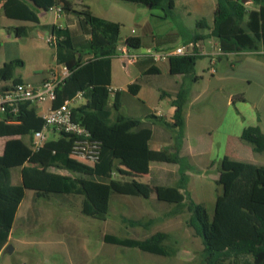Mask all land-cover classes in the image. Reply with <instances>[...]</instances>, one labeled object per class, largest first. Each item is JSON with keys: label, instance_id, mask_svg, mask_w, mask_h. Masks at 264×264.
<instances>
[{"label": "trees", "instance_id": "trees-1", "mask_svg": "<svg viewBox=\"0 0 264 264\" xmlns=\"http://www.w3.org/2000/svg\"><path fill=\"white\" fill-rule=\"evenodd\" d=\"M74 1L0 0V8L8 19L37 24L39 13L48 12L50 7L59 3L62 13L74 16L73 19L78 21L80 35L73 33L69 26L50 27L55 38L51 46L55 64L65 65L69 72L55 90L51 106L56 108L77 92H82L85 102L72 109V120L84 126L90 138L100 143L99 159L93 164V172L86 174L83 166L69 160L75 143V138L70 135L59 133L57 139L46 140L38 151H32V136L41 130L43 121L30 103L18 105L15 114L6 113L0 119V137H19L8 139L0 156V251L8 242L25 190L33 191L37 198H46L49 194L81 196V214L105 221L112 193L148 198L150 192L147 184L114 179L115 163L145 173L148 163L157 162L179 165V183L176 186L155 185L153 191L158 201L173 204L179 210L187 208L190 213L187 225L203 245L198 264H264V166L224 156L219 162V176L215 181L221 193L215 198L212 214L193 200L186 203L181 191L187 180L184 179L187 165L183 159L166 150H151L145 140L124 137L125 133L140 127L141 121L121 114L118 93L110 102L107 89L111 82V60L119 55L120 25L93 16L88 8L76 11ZM120 1L161 9L163 18L171 16L174 10L173 0ZM196 29L209 32L196 31L188 36L187 42L201 44L207 38H214L222 56L264 52V0H251L246 5L241 0H216L212 25L202 19L196 22ZM24 31L23 27L17 28L15 36L21 37ZM85 41V48H80ZM124 46L129 51L138 50L140 39L128 37ZM201 56L195 53L170 57L167 61L169 74L190 75ZM22 66L20 59L5 62L0 67V81H12L14 70ZM137 88V84H132L128 90L135 94L133 89ZM186 98L187 91L181 88L173 101L175 111L169 127L176 132V147L183 138ZM240 139L250 143L254 152L264 151V131L258 126L245 128ZM30 159L38 165H24ZM14 167H22L21 185L18 186L10 181V169ZM62 171L66 174H60ZM125 221L133 227L144 226L141 221ZM167 240L168 235L162 232L144 240L114 235L103 238L107 244L173 257L177 248L167 245Z\"/></svg>", "mask_w": 264, "mask_h": 264}, {"label": "rangeland", "instance_id": "rangeland-1", "mask_svg": "<svg viewBox=\"0 0 264 264\" xmlns=\"http://www.w3.org/2000/svg\"><path fill=\"white\" fill-rule=\"evenodd\" d=\"M90 2L95 14L99 15L103 11L105 12L103 16L118 21L121 46L126 38L132 35L131 30L135 33L144 32L146 34L142 37L144 41L152 34L159 37L174 31L182 33V36L192 35L196 31L207 34L209 32L207 29H196V22L203 19L207 25H212L216 0H178L176 9L166 18H163L164 11L161 9H149L141 4L120 0H90ZM74 9L80 11L83 7L75 6ZM144 19H148L146 28L140 26ZM44 20L51 21L52 14L48 13ZM75 21L79 24L77 20ZM47 34L48 32L45 31V39H37L36 42L40 44L42 53L43 51L45 53V61L48 63L52 62L53 48L46 43ZM214 42L213 38L204 40V50L212 49ZM85 46L86 41L79 47L84 49ZM30 47L27 36L22 35L21 38L15 39V33L11 32V38H8L7 31L0 27V67L5 62H9L7 58L16 56V59H20L23 64L26 62V66L22 67L23 72L32 75L35 66L41 62L30 52ZM139 51L140 48L130 50L131 53ZM211 60L210 56L202 55L196 61L194 71L187 76L189 79L182 83L181 79L175 76H141L137 73L138 82L162 88L161 90L166 93L165 97H161V91L151 95L148 101L149 108L165 114L169 107V99L174 98L173 92H178L182 88L187 91V96L191 99L199 97L192 104H189L187 98L188 101L184 104L185 112L194 127L187 130L189 136L192 134L190 139L195 138L194 133L203 134L207 138L209 132L214 133L219 118L223 117L225 120L229 113L238 115L245 124H254L264 131V52L227 55L212 65ZM111 61L114 68L121 71L123 66L119 55ZM129 69L132 68L129 66ZM134 76L132 73L122 74L121 80L125 82L127 78ZM195 76L198 79L192 81L190 77ZM176 82H178L177 86ZM214 87L218 91L212 94L209 90ZM230 95H235V103L230 100ZM238 97L244 101L238 102ZM121 103L124 106V114L139 116L147 112L140 100L133 99L128 94L121 95ZM245 145L247 148L242 153V159L238 161L250 164L257 161L264 165V153L251 154L249 149L252 145L249 143ZM209 170L214 174L218 168ZM17 173V169H14L12 176ZM115 174L116 179H125L122 175L126 172L122 168H116ZM200 174L201 179H188L183 189L185 202L193 200L203 205L211 215L215 198L221 193V189L215 184L217 179H208L211 175H207L205 170ZM133 175L138 177L137 181L146 182V177ZM164 182L169 184L172 181L165 179ZM177 184L178 182H172V185ZM56 202L41 199L38 205L34 204L32 192L26 191L20 209L22 213L24 212L23 221L15 224L9 242L13 250L10 254L0 257V264H198L201 261L203 245L200 238L187 225L190 213L186 207L177 215H171L173 206L149 204L145 206L149 214H144L141 219L151 218L153 223L148 227H130L122 222L121 210L113 206L110 207L107 219L99 221L82 215L77 209L75 198L70 199L71 206L66 211L60 210ZM157 232L168 235L166 244L177 248L175 256L162 257L103 241L104 234L144 240Z\"/></svg>", "mask_w": 264, "mask_h": 264}, {"label": "crops", "instance_id": "crops-1", "mask_svg": "<svg viewBox=\"0 0 264 264\" xmlns=\"http://www.w3.org/2000/svg\"><path fill=\"white\" fill-rule=\"evenodd\" d=\"M177 1L173 0L174 2V9L177 7ZM75 6H82L83 8H88L90 13L93 16H96L100 19L118 23L116 20H109L105 16V12H100L101 14H95L92 10V4L90 0H75L73 2V8ZM50 13L52 14V20L46 21L44 20L46 15ZM38 23H31V22H22L17 20L8 19L5 17L3 10L0 8V27L4 28L7 31V37L11 38V32L15 33L17 28L23 27L25 29L24 33L22 35H25L29 38L30 42V52L33 53V55L40 60L41 64H37L35 66L34 72L32 75H27L23 72V68L26 66V62L23 64V68L19 67L14 70V76L12 83L9 82H1L0 81V89H5L14 84L13 81L17 80L20 82L30 83L33 85H39L42 81L47 79L50 76V73L52 69L55 67V53L53 49V55L51 58L52 62H46L45 61V53L40 48V44L36 42V40H43L45 39V31L48 32L46 39L51 35V26L60 27V28H66L71 27L73 33L80 35L81 30L79 28V25L76 23L75 19H73V16L65 14L64 12H60V14H56L54 12H41L38 14ZM119 24V23H118ZM148 25V19H144L141 21L140 26L143 28H146ZM132 35L129 37H137L140 39V51L139 52H145L149 49H157V50H165L169 49L171 47L178 46L181 43H186L188 36H182L178 31L171 32L169 34L163 35V36H155L151 35L149 39L144 41L142 38L144 32L141 33H135L134 30H131ZM22 37V36H21ZM19 37V38H21ZM18 37L15 36V39ZM214 39V38H213ZM215 40V39H214ZM120 41V40H119ZM125 42V41H124ZM124 42L120 47L124 46ZM203 42H201L198 53L205 56H210L211 59H215L216 62L221 61V57L217 54L218 49V42L215 40L214 47L212 49L204 50ZM121 58V57H120ZM9 61L16 59V56L7 58ZM122 59V58H121ZM212 61V60H211ZM122 69L117 70L114 68L112 61H111V77H110V87L115 89L118 93V100L120 103V112L122 115L129 117V118H135L139 119L141 121L140 127L137 129H134L132 131H129L125 133L123 136L131 139H142L147 142L148 148L154 151H160V150H166L171 153H175L178 157L182 158L183 161L186 163L187 168L185 170V178L186 184L189 181L188 179H201V171L205 170V173H208L207 175H211L208 177V179H218V171L214 172L210 171L211 168H218L220 160L226 156L231 160H241L242 159V153L246 147L245 141L240 139L242 131L247 127H252L254 124H245V122L241 121L238 115L236 114H230L225 119L219 118V123L217 127L215 128L214 133L209 132L208 137L205 138L203 134L194 133L195 138L190 139L191 135L189 136L187 130L188 129H194L191 122L189 121V116L185 112L184 109V125H183V138L179 144L178 147L175 146V137L176 132L172 130L169 125L173 123V115L175 111V106H173V101L175 100V96H177L178 92H173V97L170 98L168 102V108L166 110L165 114H162L161 112H155L152 109L149 108L148 101L150 99L151 95L156 94V91H161V97H165L166 93L161 90L162 88H155L154 86L148 85L147 83L138 82L137 73L141 76H149V75H166V76H172L169 74V64L168 62L164 63H153L149 58L147 57H141L138 59L134 64H126L124 60L122 59ZM130 68L132 69H129ZM137 71V72H136ZM23 72V73H22ZM132 73L135 75L133 78H127L125 82H122V74L127 75ZM174 76V75H173ZM175 77L181 79V83L184 82V80H188L189 77L182 76V75H175ZM192 81H196L198 78L190 77ZM215 77L213 76L212 79ZM210 82V81H208ZM132 84H137L138 88L133 89L135 91V94L131 93L130 90H128V87ZM178 82L175 83L177 86ZM216 87L209 90L210 93H217ZM115 93V94H116ZM122 94H128L133 99L140 100L143 108L147 111L146 113L135 116V114H124V106L121 103V95ZM115 96V95H114ZM235 95H230V100L233 101ZM114 98V97H113ZM113 98H110V102H112ZM189 98V104H192L197 100L199 97H196L194 99ZM186 98L185 103L188 101ZM112 99V100H111ZM238 102H243L244 100H240L237 98ZM85 101H79L76 103L75 107L82 105ZM229 102V101H228ZM232 103V104H233ZM32 108L35 110L36 115L40 117L42 112L47 111L51 104L49 103H43V104H32ZM1 119V118H0ZM194 125V124H193ZM197 125V124H196ZM197 128V126H196ZM172 132H170V131ZM261 130V129H260ZM263 130V129H262ZM261 130V131H262ZM263 132V131H262ZM46 140L50 139H57L59 134L53 131H48L45 133ZM13 139H18V136L11 137ZM9 137H0V156L4 152L5 143L8 139H11ZM250 144V143H249ZM251 154L253 151L252 148L249 149ZM34 152V151H33ZM256 153V152H255ZM264 153V151L259 152ZM69 160L76 164L83 166L85 168L86 174H91L93 172V164L87 161H83L82 159L70 156ZM241 162V161H240ZM245 163V162H244ZM257 164L258 166H264L263 164H259L261 162L253 161L251 162ZM250 164V163H248ZM253 164V165H255ZM24 165L26 166H37L32 159L28 160ZM116 168H122L125 170L126 174H123L122 177H125L124 180H136V178L133 174L139 175L140 177H146V182L144 184L149 185L150 192L148 198H142L137 196H125L120 195L116 193H112L109 198L108 202V212L110 210V207H115L118 210H121V220L124 224H127L130 227L131 226L128 222L125 220H132V221H141L144 226H137V227H148L153 223V219H147L143 220L141 219V216L144 214H149V211L146 210L145 206H148L149 204L152 205H161V204H167L164 202H160L156 199V194L153 191V186L155 185H164V186H175L172 185V182H178L180 179L179 174V165L178 164H167V163H157V162H150L147 166V172H136L133 171L125 166L119 165L115 163ZM21 168L22 167H14L10 169V181L12 185L18 186L21 185ZM115 168V170H116ZM14 169H17L18 173L12 176V171ZM115 170L112 174V177L114 179L116 174ZM209 171V172H208ZM133 173V174H132ZM60 174L65 175L66 172H60ZM135 177V178H134ZM200 177V178H199ZM128 178V179H127ZM171 180L169 184H165L164 180ZM177 179V180H176ZM140 182V181H137ZM142 183V182H140ZM185 184V185H186ZM26 191H24V197L21 201V203L18 206V209L16 211L12 228L8 237V242L6 245L9 244L11 239V234L13 231V228L15 227V224L22 220V213L20 211L22 202L25 198ZM183 191V190H181ZM32 192V202L34 204L38 205V201L41 199L44 200H55L56 206L61 210L66 211L70 206V199L75 198L77 200V209L81 213V205H82V197L77 195H62V194H49L46 198H37L35 196V193ZM174 207V210L171 215H177L180 210L173 204H168ZM28 212V211H27ZM26 213V211H25ZM107 219V218H106ZM22 226V225H21ZM105 235H112V234H104ZM5 248V247H4ZM3 251V250H2ZM2 251H0V257L2 255Z\"/></svg>", "mask_w": 264, "mask_h": 264}, {"label": "built area", "instance_id": "built-area-1", "mask_svg": "<svg viewBox=\"0 0 264 264\" xmlns=\"http://www.w3.org/2000/svg\"><path fill=\"white\" fill-rule=\"evenodd\" d=\"M50 12L60 14L61 4L50 7ZM55 42L53 35L46 39V43L52 46ZM200 44L195 42L181 43L178 46L171 47L165 50L149 49L145 52L131 53L125 46L119 47V57H121L126 64H134L141 57L149 58L153 63H164L170 57L187 56L198 53ZM217 54L222 56L219 47ZM215 59H212L211 65L214 64ZM211 72H214L211 70ZM69 75L68 69L65 65H56L52 69L50 76L42 81L39 85H33L25 82H17L12 86L0 91V118L6 113L17 112V107L23 103L43 104L55 100V90ZM109 98H113L117 92L115 89L108 87ZM84 100L83 93L77 92L72 99L65 100L60 106L52 108V106L45 112H42L40 118L43 121L41 130L34 132L32 136V151H38L46 142L45 133L53 131L70 135L75 138V143L72 148L71 156L78 157L82 160L88 161L92 164L96 163L100 155V143L93 141L90 138L89 132L78 122L72 120V109L76 103Z\"/></svg>", "mask_w": 264, "mask_h": 264}, {"label": "water", "instance_id": "water-1", "mask_svg": "<svg viewBox=\"0 0 264 264\" xmlns=\"http://www.w3.org/2000/svg\"><path fill=\"white\" fill-rule=\"evenodd\" d=\"M241 2L243 3V4H249V3H251V0H241ZM12 247H11V245H6L5 246V248L3 249V251H2V255H4V254H10L11 252H12Z\"/></svg>", "mask_w": 264, "mask_h": 264}]
</instances>
